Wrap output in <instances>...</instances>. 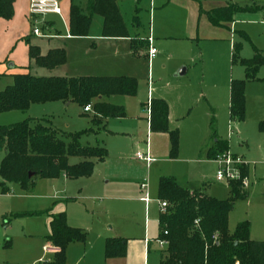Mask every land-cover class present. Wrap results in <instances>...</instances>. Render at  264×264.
I'll return each mask as SVG.
<instances>
[{
  "label": "rangeland",
  "instance_id": "rangeland-1",
  "mask_svg": "<svg viewBox=\"0 0 264 264\" xmlns=\"http://www.w3.org/2000/svg\"><path fill=\"white\" fill-rule=\"evenodd\" d=\"M162 1L118 0L131 38L147 35L154 26L164 29L169 24H172L171 29L174 28L173 35L183 36L185 11L173 0H165L164 5ZM30 2L17 0L13 17L9 20L0 17V90L13 83L14 74L25 72L38 76H130L138 80V90L134 96L109 97L108 101L124 106L126 116L109 119L107 133L100 131L83 137L82 143L100 144L108 151L107 158L97 163L92 176L67 180L37 177L30 192L13 184L10 191L2 193L0 187V264H31L29 259L34 248L27 252L25 243L37 239L31 238L27 231L31 228L39 233L44 231V211L59 198L64 201L67 217L71 222L83 225L87 236L101 228L140 235L147 216L150 218V232L156 236L160 231L156 219L161 176H172L186 187H194L196 181H200L199 184L205 181L209 195L219 200L231 198L229 180H216L218 164L200 153L201 149L205 151L207 147H213V132L217 138L228 140L232 152L249 162L251 170L248 197L234 200L228 216V230L232 233L239 222L248 220L255 237H264L263 83L247 82L244 119L234 121L230 118L231 82L246 77L240 59L253 57L255 48L264 50V16L259 12L236 13L233 24L232 21L221 24L226 39L207 38L201 34L192 40L170 38L165 41L167 46L164 48L155 39L152 46L158 52L149 60L147 46L133 52L129 40L105 38L99 15L93 16L86 36L68 37L70 0H58L61 14L42 15L31 14ZM74 2L84 7L86 0ZM228 2L264 5V0H205L202 5L208 9L210 5L224 6ZM205 14L202 12L201 18L209 21ZM47 23L53 24L60 37L47 30ZM35 27L40 29L42 36L33 33ZM206 30L207 27L200 29V33ZM27 39L33 45H40L43 53L50 41L56 46L65 43V66L49 71L35 65L29 57ZM235 45L239 47L238 51H234ZM234 52L237 56L235 62ZM181 59L184 64L177 66ZM182 66L187 72L176 77L175 73ZM259 76H264V65ZM153 97L165 98L171 107L166 130L151 132L147 128V102ZM93 116V111L85 112L84 106L77 101L64 103L56 100L33 104L27 111L0 113V125L27 118H46L56 129L75 133L94 128ZM212 118L214 131L210 126ZM170 131L178 134L176 154L172 152ZM146 140L151 145L153 141L154 146L151 166L135 157L137 151L144 149ZM3 155L4 151L0 149V161ZM78 160L71 159L72 162ZM142 182H147L152 200L150 211L139 199L144 191L140 188ZM127 184V189L121 188ZM167 203L163 213H168L173 205L171 201ZM7 239L11 242L7 243ZM152 249L161 251L165 248L155 240Z\"/></svg>",
  "mask_w": 264,
  "mask_h": 264
},
{
  "label": "trees",
  "instance_id": "trees-1",
  "mask_svg": "<svg viewBox=\"0 0 264 264\" xmlns=\"http://www.w3.org/2000/svg\"><path fill=\"white\" fill-rule=\"evenodd\" d=\"M16 0H0V17L9 20L14 15ZM199 2L205 0H197ZM238 12H262L264 5H240L230 2L227 6L213 8L207 12L214 25L233 21ZM94 15L103 18L105 37H127L117 0H88L85 9L74 2L69 14V31L73 36H86ZM48 29V28H47ZM28 40V39H27ZM29 42V40H28ZM144 41L131 39V49L136 52ZM234 46V51H238ZM29 57L35 65L48 70L56 69L67 61L65 48H52L43 54L38 45L29 42ZM237 60L233 53V61ZM245 66V79H233L230 94V118L241 121L245 116L246 84L258 81L264 84V76L259 72L264 65V50L255 48L251 58H241ZM13 83L0 90V113L27 111L33 104L50 101L64 103L77 101L82 106L92 105L94 128L79 132H65L56 129L46 118H27L9 125H0V149L4 155L0 161L1 192L10 191L11 185H19L30 192L37 177L68 179L90 177L98 162H103L107 149L100 145L82 143L88 133L108 131L111 118L126 116L124 106L108 101L111 96H134L138 90V80L130 76H78L59 75L38 76L30 72L14 74ZM148 106V103H147ZM169 106L162 98L150 99L148 120L151 131L168 129ZM214 119L210 126L214 131ZM216 138L215 147L209 156L229 149L228 141ZM172 152L177 153L178 134L170 131ZM72 158H79L72 162ZM247 174V167L241 169ZM33 175L30 176L29 174ZM232 197L219 200L209 195L205 187L190 190L178 184L172 176H162L159 181V199L171 201L168 213L159 217V239L168 242L161 253L160 264H264V240L250 237L251 224L248 220L239 222L234 232L228 230V216L234 200L247 198L248 192L240 180L229 183ZM42 213V212H41ZM50 217L49 241L59 248L55 253L54 264H64L65 250L71 242H84L87 233L73 227L67 221L65 211L54 212L53 208L44 211ZM199 219V223L195 222ZM167 232V234H165ZM106 257H122L126 254V240L108 238L105 245Z\"/></svg>",
  "mask_w": 264,
  "mask_h": 264
},
{
  "label": "crops",
  "instance_id": "crops-1",
  "mask_svg": "<svg viewBox=\"0 0 264 264\" xmlns=\"http://www.w3.org/2000/svg\"><path fill=\"white\" fill-rule=\"evenodd\" d=\"M173 1L175 3H177L180 6V8H182L186 13V20L184 22L183 36L180 35L178 37L177 35H173L172 33L174 31V28L171 29L172 24H169L167 27L165 26L164 29L162 27L154 26L153 31H151V29H150L149 33L147 35H144L143 37H140V38L136 37L137 40L143 41V39H144L143 46L148 47L147 56H148L149 60L152 59V58L151 59L149 58V45L150 44L152 45V41L154 42L155 39L158 40V41L157 40L156 41L159 44V46L162 48L167 46V42H165V41H167V39H170V38H176V39L185 38V39L192 40L195 37H198L199 34H201L200 36H205V37L207 36V38L214 37L216 39H226V34L221 31L222 30L221 25H215L214 26L211 22H209L210 20L209 21L207 20L208 24H206L207 21L203 20L201 18V16H202V12H204V13H206L205 14L206 17L209 19L208 15H207V12L209 10H211L213 8L227 6L230 2L226 3V5H224V6L223 5L219 6L218 4H215L214 6L210 5L211 7H209L208 9H205V8H203V5H202L204 1H202V2H199L197 0H173ZM72 2H74V0H70V7H71ZM87 2H88V0H86L84 7L81 5L84 9L87 5ZM165 3H166L165 0L161 2L162 5H164ZM210 3L207 2V4H210ZM16 5H17V0L15 1L14 9H15ZM259 13L263 15L262 12H259ZM69 14H70V10H69ZM69 14H68V28H69ZM200 20H202V21H200ZM102 22H103V18H102ZM233 22L234 21H232V24H233ZM47 24L49 25V26H47L45 24L46 28H48L47 30L49 32H53L55 37L58 38L59 34H57L54 31L53 24L52 23H47ZM263 24H264V21H263ZM206 27H207V30L205 32H203V34L200 33V29H203ZM210 27H216L217 28V30H215L216 32L213 30H208ZM152 33L154 36L153 38H152ZM68 37H73V35L70 34V31H69ZM52 38L53 37H50L49 39H52ZM105 38L113 39V40L127 39V40H129L130 47H131V39H133L129 36V34L127 37H105ZM149 38H152L151 43L149 41ZM141 44L142 43H138V45H140V46H141ZM38 46L40 47V45H38ZM62 47L66 49L65 43H62L59 46H56L55 44L52 43V41H50L48 46H47V51L45 53H47L52 48H62ZM40 49H41V47H40ZM41 52H42V50H41ZM45 53H43V54H45ZM65 64L62 65V67L65 66ZM180 64H184V61L182 59H181V61L177 62V66H179ZM14 67H15V65L13 64L12 68H14ZM175 68H178V67H175ZM53 70L54 69H51L49 71H53ZM186 72H187V69H186ZM153 98H162L166 101V99L163 97H153ZM150 99L151 98L148 99V102ZM168 106H169V104H168ZM169 108L171 111L170 106H169ZM84 111H85V109H84ZM85 112H90V111H85ZM170 115H171V113L169 114V117H170ZM146 120H147V128H149V131H150V124H149L148 116L146 117ZM105 132L107 133V131H105ZM151 132H153V131H151ZM140 134H143V133L141 132ZM216 140L217 139L215 138L213 147H207L205 150L206 152L203 151L204 149H201L200 153L205 154L209 158L213 159V157L209 156V152H210V150H212L215 147ZM228 145H229V150H231L229 141H228ZM153 148H154L153 141H152V145H151L149 143V141L146 140V145L144 146V149L137 151V152H143V153H149L150 154L152 161L147 162L145 160H142V161H145L148 164V166H151L153 163V160H154V158L152 156ZM156 149H157V146L155 145L154 150H156ZM136 153H135V157H136ZM96 167H97V163L95 165V168ZM246 167H247V173L249 176L250 171H251L249 162L247 163ZM94 172H95V169H94ZM56 179L67 180L68 178L66 176H61V177L56 178ZM47 180H55V179H47ZM196 182H197L196 183L197 185H195L194 187H188V186L187 187L182 186V187L190 189V190H198V189L205 187V181H203L201 184H199L200 181H196ZM142 183H147V182H142ZM142 183H141V185H142ZM141 185H140V188L143 191L144 189L142 188ZM127 187H129L128 184H127V186L122 185L121 188L127 189ZM147 192H148V196H149V190L148 189H147ZM247 192H248V190H247ZM144 196H145V190L143 191V194L139 197V199L146 203L147 209L150 211L152 208L151 197L149 196V199L146 201L143 198ZM61 200H62L61 198H59V200H55L54 203L52 204V206H50L46 210L53 208L54 212H60V211L66 212V207L64 205V201H61ZM160 201H162V200L161 199L157 200L158 212H157V219L156 220L158 222H159L160 214L162 213ZM66 215H67V213H66ZM45 216H46V221H45L44 231H41L39 233V232L34 231L32 228L27 231L28 235L31 238L37 239L36 242H33V243L32 242H29V243L26 242L25 243L26 248H27V252L29 251V249L34 248V252L31 254V258L29 259L30 260L29 262H31V264H54L53 261L55 259V253H57L59 250V248L54 246L48 239V236L50 235V226H49L50 217L48 214H45ZM67 221H68L69 225L74 224V226H76L78 228H84L83 225L71 222V220L68 217H67ZM149 223H150V218L147 216L146 220H145V228H144L143 232H141L140 235H127L128 233L120 231V229L119 230L114 229V231H112V232H110V230L107 228L106 229H104V228L97 229V231L94 232V234H92V232H91V234L86 237V240L84 242H71L68 244V246L65 250L64 264H160L161 253L164 249L161 251H156V250L152 249V243H153V241H155V240L157 241L159 239L160 231L156 236H154L150 232V224ZM75 224H77V225H75ZM252 232L250 229V237L253 240H262L264 238V237H255L254 232L253 233ZM112 237L123 238L126 240V254L124 256H122V257H109V258L106 257V253H105L106 240L108 238H112ZM6 241H7V243L11 242L10 239H7ZM45 247L51 248L52 250L48 251L45 249ZM164 248H166V247H164Z\"/></svg>",
  "mask_w": 264,
  "mask_h": 264
},
{
  "label": "built area",
  "instance_id": "built-area-1",
  "mask_svg": "<svg viewBox=\"0 0 264 264\" xmlns=\"http://www.w3.org/2000/svg\"><path fill=\"white\" fill-rule=\"evenodd\" d=\"M31 14L32 15H42V14H61V9L59 6L58 0H31L30 2ZM33 33L35 35H41V31L38 27L33 29ZM151 43L152 38H149ZM157 54V49L150 44L149 47V58L155 57ZM85 111H92V105L88 104L84 107ZM148 115H150V100L147 106ZM136 157L140 160H145L147 162L152 161V158L149 153L137 152ZM213 160L218 164L219 168L216 171V180L218 182L229 180L235 181L240 180L241 185L244 189L247 190L250 179L248 173L246 175H242V167L247 166V163L242 160V158L238 155H235L231 150H226L224 152H220L213 157ZM142 188L145 190L144 200H148V192H147V183H142ZM160 206L162 212L166 210L168 206L167 201H160ZM195 222L198 224L199 219H196ZM167 234V232H165ZM160 245L164 248L167 247L168 242L164 239H158ZM46 250L51 251V248L45 247Z\"/></svg>",
  "mask_w": 264,
  "mask_h": 264
},
{
  "label": "water",
  "instance_id": "water-1",
  "mask_svg": "<svg viewBox=\"0 0 264 264\" xmlns=\"http://www.w3.org/2000/svg\"><path fill=\"white\" fill-rule=\"evenodd\" d=\"M10 66L13 67V64L11 63ZM185 73H186V67L185 66H182V67H180L177 70V72L175 73V76L176 77H181V76L185 75ZM29 175L32 176L33 174L30 173Z\"/></svg>",
  "mask_w": 264,
  "mask_h": 264
}]
</instances>
